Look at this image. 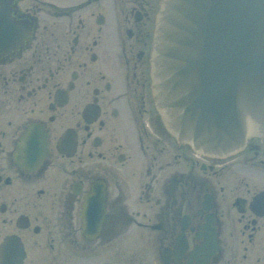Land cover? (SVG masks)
<instances>
[{"label": "flooded vegetation", "instance_id": "obj_1", "mask_svg": "<svg viewBox=\"0 0 264 264\" xmlns=\"http://www.w3.org/2000/svg\"><path fill=\"white\" fill-rule=\"evenodd\" d=\"M160 2L0 0V264H264V144L163 128Z\"/></svg>", "mask_w": 264, "mask_h": 264}, {"label": "water", "instance_id": "obj_2", "mask_svg": "<svg viewBox=\"0 0 264 264\" xmlns=\"http://www.w3.org/2000/svg\"><path fill=\"white\" fill-rule=\"evenodd\" d=\"M151 90L164 126L198 152L264 142V0H161Z\"/></svg>", "mask_w": 264, "mask_h": 264}, {"label": "rangeland", "instance_id": "obj_3", "mask_svg": "<svg viewBox=\"0 0 264 264\" xmlns=\"http://www.w3.org/2000/svg\"><path fill=\"white\" fill-rule=\"evenodd\" d=\"M243 155H241L238 158H242ZM243 169V175H245V178L248 181H255L256 186L258 189L264 188V172L263 170H257V169H252V167L246 168V165H244ZM239 168H242V165L239 166ZM236 169V167H235ZM237 170V169H236Z\"/></svg>", "mask_w": 264, "mask_h": 264}]
</instances>
